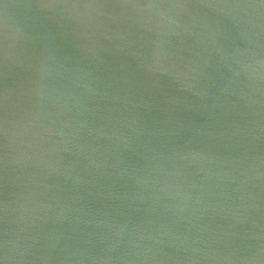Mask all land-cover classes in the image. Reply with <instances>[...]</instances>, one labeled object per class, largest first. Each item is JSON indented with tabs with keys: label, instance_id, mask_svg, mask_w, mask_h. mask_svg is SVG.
Returning <instances> with one entry per match:
<instances>
[{
	"label": "water",
	"instance_id": "water-1",
	"mask_svg": "<svg viewBox=\"0 0 264 264\" xmlns=\"http://www.w3.org/2000/svg\"><path fill=\"white\" fill-rule=\"evenodd\" d=\"M0 264H264V0H0Z\"/></svg>",
	"mask_w": 264,
	"mask_h": 264
}]
</instances>
